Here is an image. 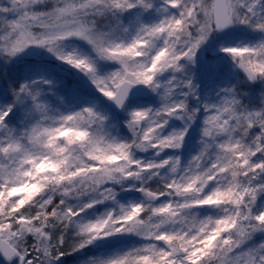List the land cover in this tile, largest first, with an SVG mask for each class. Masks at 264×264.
<instances>
[{"label":"snow or ice","instance_id":"snow-or-ice-1","mask_svg":"<svg viewBox=\"0 0 264 264\" xmlns=\"http://www.w3.org/2000/svg\"><path fill=\"white\" fill-rule=\"evenodd\" d=\"M160 3L0 0V60L46 50L125 112L131 133L113 137L94 106L76 110L57 96L62 111L42 92L49 80L12 88L15 99L0 109V264H62L89 246L100 252L86 264H264V242L249 244L264 234V208L256 207L264 200V90L257 96L250 88L245 103L233 84L209 102L197 81V70L213 80L227 74L200 53L217 34L244 26L255 42L220 52L243 82L264 85V0ZM152 9L162 18L141 21L139 13ZM133 10V32L123 28L124 37L98 27V17L120 20ZM76 40L90 53L65 51ZM101 61L115 70L101 73ZM142 88L158 94V106H133L130 97ZM26 101L30 122L9 128L14 108ZM197 122L200 150L182 161L178 152ZM116 186L143 199L122 204ZM105 202L115 207L87 219ZM212 210L219 211L205 214ZM130 236L139 244L124 246Z\"/></svg>","mask_w":264,"mask_h":264},{"label":"rangeland","instance_id":"rangeland-1","mask_svg":"<svg viewBox=\"0 0 264 264\" xmlns=\"http://www.w3.org/2000/svg\"><path fill=\"white\" fill-rule=\"evenodd\" d=\"M154 4L161 6L160 0H153ZM140 20L148 22H157L160 18L155 9L149 10L148 12L139 13ZM137 10H133L131 16L125 14L121 17L120 20H116L111 16L98 17L97 23L101 31H111L112 29H118L117 35L122 37L126 36L123 32V28H128L129 32H133L134 24L136 21ZM257 36L255 33L251 32L248 28L244 26H238L230 31L217 34L215 37L211 38L210 44L202 50L200 55L206 58H212L220 61L227 74L216 79H209L207 73L197 70V81L200 83L199 95L201 100H208L209 102H214L216 93L223 87L231 86L236 84L238 87L241 96L240 99L245 103H250L248 97L244 96L243 93L249 92L250 88L255 90V94L258 96L260 90H264V85L257 83L256 86H252L248 83L243 82L242 78L238 73L230 71L231 61L225 59V54L220 52L221 46L236 45V44H249L255 42ZM76 49L79 53H90V47L84 41H69L66 42L65 51H71ZM18 59L19 68L8 76L4 74L3 68L0 64V109L4 108L7 104L1 105V99L5 96L7 98L15 99L12 95V88H18L19 84L29 82L32 80H49L51 83L49 85H41L43 94L49 99L51 103L57 105L61 108L62 111L67 110L64 105H60L59 101L56 99L57 96L64 97V100L68 106H75L76 110L82 105L94 106L95 109L101 114L107 117L105 121V132L110 134L113 137L117 138L116 130L118 128H123L124 131H130L126 126L127 114L122 112V114L117 115L114 111H111L107 101L99 92L96 91L95 87L83 74L77 72L71 66L61 62L55 56L48 53L44 49H29ZM115 65L112 62L101 61L98 64V70L101 73H106L115 70ZM197 67V66H193ZM167 75V74H165ZM4 76L3 82L1 77ZM237 81H240L237 83ZM9 93H8V92ZM143 100L132 101L133 106L144 105L148 107H156L159 104V96L157 93L151 92L150 89H146L145 97ZM191 104H195V101H190ZM31 102L26 101L25 104H17L15 107V112L18 115V118L14 123L8 122V127L16 129L17 131L21 130L27 123L30 122L31 117L28 112V107ZM171 127L181 126V121L172 120L169 122ZM171 127L169 130H171ZM201 123H194L189 130V134L185 138V144L182 149L179 150L178 154L181 156L184 155V152L190 153L191 150L195 147H200L201 139ZM5 133L0 131V137ZM191 149V150H190ZM140 158H148L151 156V153H137ZM185 161V159H182ZM150 184L154 181H149ZM118 192L117 199L122 204L127 205L129 202H135L138 200L139 196H142L141 193L136 192L134 189L127 191H121L119 186H116ZM76 203V201H72ZM115 207L111 202H105L103 205H97L96 208L88 210L87 219H95L97 216L103 214L107 210ZM257 209L264 208V200H258ZM219 210H212L206 215H214ZM74 235V233L72 234ZM264 242V234L257 233L254 237V240L249 242V244H258ZM139 238L135 236H130L124 241V246L138 245ZM115 250V249H113ZM100 252L99 248L94 246H89L86 249H82L79 252L73 253L70 256L62 258V264H86V261L95 255H98Z\"/></svg>","mask_w":264,"mask_h":264},{"label":"trees","instance_id":"trees-1","mask_svg":"<svg viewBox=\"0 0 264 264\" xmlns=\"http://www.w3.org/2000/svg\"><path fill=\"white\" fill-rule=\"evenodd\" d=\"M19 62H20V61H18V59H17V60H16V59L13 60L11 63H6V62H4L3 60H0V64H1V66H2V68H3V72H4V74L8 76V75L11 74L12 72H14L17 68H19V66H20ZM4 79H5L4 76L1 77V81H2V82H3ZM7 92H8V91H7ZM8 93H9V92H8ZM1 102H2L1 105H5L4 102H5L6 104H9V103L12 102V99H11V97H10V98H7V97L4 96V97L1 99ZM17 118H18V115H17V113L15 112V108H14L13 113L10 115L8 122H9V123H14V122L16 121ZM116 135H117V138H118V139H121V138H124V137L130 136V134H129L128 132L124 131L123 128H118V129L116 130ZM200 147H201V146H200ZM200 147H195V149L191 150L190 153H188V152H184V153H183L184 155L182 156V159H185V161L191 159V157H192L193 155H196V154L199 152ZM139 199L142 200V199H143V196H139L138 200H139ZM120 203H121V202H120ZM125 246H128V245H125ZM130 246H131V245H130Z\"/></svg>","mask_w":264,"mask_h":264},{"label":"water","instance_id":"water-1","mask_svg":"<svg viewBox=\"0 0 264 264\" xmlns=\"http://www.w3.org/2000/svg\"><path fill=\"white\" fill-rule=\"evenodd\" d=\"M145 91H146L145 88H142L139 92L137 90H134L133 95L130 97V100H132L134 98H140V97L144 96L145 95ZM109 104H110L112 110L116 111L119 114L122 112V110L115 108V106L112 105L110 102H109Z\"/></svg>","mask_w":264,"mask_h":264}]
</instances>
